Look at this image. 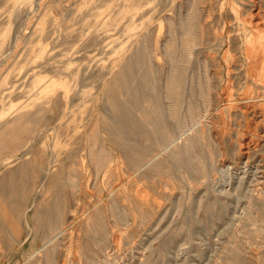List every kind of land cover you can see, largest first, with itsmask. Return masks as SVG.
Returning <instances> with one entry per match:
<instances>
[{"label": "rangeland", "instance_id": "obj_1", "mask_svg": "<svg viewBox=\"0 0 264 264\" xmlns=\"http://www.w3.org/2000/svg\"><path fill=\"white\" fill-rule=\"evenodd\" d=\"M0 264H264V0H0Z\"/></svg>", "mask_w": 264, "mask_h": 264}, {"label": "bare ground", "instance_id": "obj_2", "mask_svg": "<svg viewBox=\"0 0 264 264\" xmlns=\"http://www.w3.org/2000/svg\"><path fill=\"white\" fill-rule=\"evenodd\" d=\"M254 17L258 18V14H255ZM252 25H253V28H254L255 32L257 33V37H259L260 33L262 31L261 30L262 29V22L261 21L252 22Z\"/></svg>", "mask_w": 264, "mask_h": 264}]
</instances>
